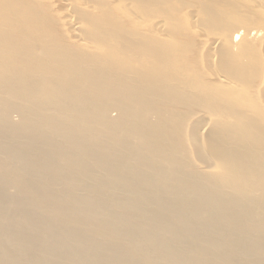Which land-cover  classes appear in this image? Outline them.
I'll return each mask as SVG.
<instances>
[{
  "label": "bare ground",
  "instance_id": "1",
  "mask_svg": "<svg viewBox=\"0 0 264 264\" xmlns=\"http://www.w3.org/2000/svg\"><path fill=\"white\" fill-rule=\"evenodd\" d=\"M253 1L255 10L261 12L264 4L259 0ZM124 2L125 9H130L127 0ZM55 4L64 9L63 19L72 20L73 16L66 9L71 4L62 0H57ZM194 9L197 17H202L198 8ZM22 12H30L28 4L20 8L0 6V105L8 99H18L17 106L21 108L22 117L20 124H14L9 119L10 111L0 110V264H264V205L258 209L261 211L256 212L259 215L257 220L249 217L246 226H240L244 221L243 214H251L243 207L245 201L251 203L252 197H248L245 190L252 187L253 179L264 204V180L260 178L264 171L259 165V161L264 160V154L259 153L262 158H257L247 153L262 150L260 142L264 135L256 139L250 128L240 135L235 128L231 131L226 129L225 133L230 132L229 135L226 134L227 137L219 143H213L212 137L220 135V129L207 132L204 139H207L209 148L220 145L229 150L225 149L224 153L217 155L220 166L214 162L205 169L212 170L216 166L221 169L216 173L195 174L197 178L192 181L188 173H180L181 181L175 180L174 175L170 177L166 173H179L187 168L185 161L180 159L171 169L163 166L165 160H172L175 142L168 137L170 130L162 128L160 120L152 121L141 109L139 111L142 99L134 95L136 83L155 84L156 80L137 77L139 80L134 78L126 82L127 85L124 84L118 97H115L120 105L119 117L103 114L100 120L97 119V143L92 139L89 144L81 143V153L91 159L97 154V161L101 157L104 162L97 165V170L91 166L92 172H89L96 183L98 179L99 188L90 186L77 191L68 186L55 189L56 185L45 178L38 179V186L45 188L35 187L32 177L35 172L32 168L36 167L34 155L40 139L49 138L45 126L49 110L45 108L44 99L45 96L50 99L58 89L54 78L44 75L41 65L32 62L31 56L26 53L34 45L33 34L27 35V41L25 37L21 40L12 38V42L8 40L11 34L12 37L18 36V21H22ZM196 19L191 17L192 22ZM72 23L82 28L81 22L74 20ZM247 29H237L224 38L220 37L222 35L215 36L219 38H214L212 44L218 48L220 45L233 46ZM256 29L246 31L247 36H251L250 40L264 30ZM147 48L149 46L139 45L133 50L139 53V49L144 52ZM121 49L122 46L119 48L109 40L97 47L104 53L110 50L119 52ZM211 50L206 59L209 62L216 55L213 53L215 49ZM154 51L152 55L161 53ZM225 53L229 55L227 51ZM45 57L57 68L54 57ZM217 81L231 87L236 84L228 77ZM23 85L28 90L29 100L23 99L20 89ZM48 87L51 90H45ZM156 88L164 92L170 90L171 85L157 82L156 86L143 90V97L151 90L156 92ZM84 92L86 95L83 98L90 96L89 92ZM254 96L259 98L257 94ZM201 111L203 113L197 112L191 119L201 129L210 128L216 117H224L218 111ZM225 114L227 123L235 118L237 111L226 109ZM49 120L54 127L51 117ZM94 125L93 121L87 127L92 133H96ZM60 137L63 141L69 139L66 134ZM199 139L200 135L194 131L190 141L187 140L184 145L188 149L194 145L199 148L196 144ZM128 141L132 149H128L126 144L125 147L120 146V142ZM157 145L162 148L154 149ZM57 151L63 152L64 149ZM167 151H170V156ZM124 155L130 158L125 159ZM79 158L74 157L73 161ZM126 164L133 165L127 167ZM37 166H40L38 170L52 167L48 163ZM42 173L45 175V172ZM144 173L148 175L142 177ZM211 176L220 180L212 182ZM108 177H115L112 180L114 183L127 188L121 191L126 197H109L110 192L120 190L104 188L105 178ZM236 188L238 193H235ZM75 192L86 194L80 199L55 195ZM227 209L238 211L226 217L225 221L217 212L223 215Z\"/></svg>",
  "mask_w": 264,
  "mask_h": 264
},
{
  "label": "rangeland",
  "instance_id": "2",
  "mask_svg": "<svg viewBox=\"0 0 264 264\" xmlns=\"http://www.w3.org/2000/svg\"><path fill=\"white\" fill-rule=\"evenodd\" d=\"M62 1L71 4L69 9H66L73 16L71 18L73 21L63 19L65 11L55 4L57 0H0V6L20 8L28 4L30 7V12H22L20 15L22 21H18V36L12 37L11 34L8 40L12 42V38L21 40L25 37L27 41V35L33 34L34 45L29 47L26 53L31 56L32 62L41 65L44 75L54 78L58 89L52 95V97L57 95L56 98L48 99L45 96L44 99L45 108L49 110L45 122L49 138L40 139V144H48L43 147L39 144L34 155L36 167L32 168L35 171L32 177L36 188H45L38 186L39 178L52 181L56 185L55 189L68 186L77 191L90 186L99 188L98 179L96 183L89 172H92L91 166L97 170V165L104 162L101 157L97 161V154L91 159L81 153V143L89 144L90 139L97 143V119L100 120L103 114L111 115L112 118L119 117L120 105L115 97H118L126 82L137 77L148 81L156 80L155 84L136 83L134 95L142 99L140 112L142 110L152 121L160 120L162 128L170 130L167 135L175 142L172 146L174 156L171 157L174 162L165 160L163 166L171 169L183 159L187 168L181 169L179 173L171 171L166 173L170 177L174 175L177 178L175 180L179 182L180 173H188L192 181L193 178H197L195 174H207L210 171L216 173L221 169L217 166L212 170L205 169L214 162L219 165L220 159L217 155L227 149L220 145L209 148L207 139H204L207 132L220 129V135L212 137L213 143H219V140L222 141L229 135L230 132L225 133L226 129L231 131L235 128L240 135L242 131L250 128L252 136L256 139L261 134L264 135V25H260L264 24L262 16L264 8L261 9L259 5L257 7L261 12L255 10L253 0H138V3L136 0H127L130 9H125L124 0ZM259 1L264 4V0ZM194 8H198L202 17H197ZM191 17L197 19L192 22ZM74 20L81 22L82 28L80 26L77 28V25L72 23ZM255 26H258L256 27L258 30H263V32L260 30L263 35L252 36L254 39L250 40L251 36H247L246 31L256 29ZM244 27L251 29L243 31L235 45L228 44V47L220 45L218 48L212 44L213 40L219 38L215 36L222 35L220 37L224 38ZM108 40L117 44L119 48L122 46V49L119 52L110 50L107 53L97 50L98 46ZM139 45L149 46L147 48L149 51L146 49L142 52L139 49L140 52L137 53L138 50L135 51L133 48ZM157 49L161 53H158ZM210 49L214 55L216 53V59L212 56L211 62L206 60L209 58ZM153 51L158 54L152 55ZM225 51L228 52V56ZM46 55L57 60L55 65L57 68L50 64L51 61L45 57ZM1 64L0 58V68ZM27 71L31 73L30 69ZM226 76L236 83H233L235 87L217 81L222 77L227 78ZM157 82L170 84V90L159 92L156 88V92L151 90L143 97L145 94L143 90L156 86ZM20 89L23 92V99L29 100L26 86L23 85ZM84 90L90 93L89 97L83 98L86 95ZM18 102L16 98L8 99L6 103L0 105V110L10 111L9 119L14 124L22 122ZM226 109L237 111L235 118L227 123ZM201 110H207L206 113L211 110L218 111L224 117H216L210 128L201 129L194 120H191L197 112L201 113ZM50 117L54 127L50 123ZM93 121L96 133L87 128ZM194 131L200 135V141L196 142L199 148L194 145L188 149L184 143L191 139ZM24 133L28 134V131L24 130ZM65 134L69 137L67 141L60 137ZM261 140L262 150L247 153L262 158L259 153L264 154V138ZM125 144L128 149H132L129 141L120 142V146L125 147ZM153 148L161 149L162 146L157 145ZM57 149L64 151L58 152ZM94 150L97 152V147ZM167 152L170 156V151ZM74 157L80 158L73 161ZM123 157L130 158L129 155ZM149 158L152 159V156ZM41 163H48L52 167L38 170L40 166L37 165ZM132 165L126 164L127 167ZM259 165L264 171V160L259 161ZM42 172H45V175ZM262 174L260 178L264 180V172ZM146 175L148 174L144 173L142 177ZM114 179L115 177L105 178L104 188L120 191L110 192L109 197L113 199L126 197L121 191L127 188L114 183L112 181ZM211 180L215 182L220 179L211 176ZM238 192L236 188L235 193ZM245 193H248L252 200L250 204L245 201L243 208L251 211V214L250 216L243 214L242 219L245 222L243 221L241 227L246 226L249 217L257 220L259 215L256 212L261 211L258 209L264 205L262 194L254 179L252 187L245 190ZM85 194L75 192L55 195L80 199ZM239 200L241 202V198ZM237 211L227 209L223 215L218 212L217 214L226 221V217ZM207 214L210 215L208 212Z\"/></svg>",
  "mask_w": 264,
  "mask_h": 264
}]
</instances>
